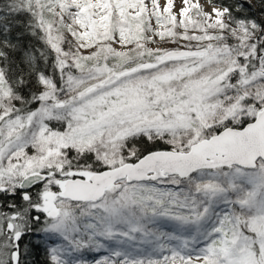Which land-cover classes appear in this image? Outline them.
<instances>
[{
    "label": "snow or ice",
    "instance_id": "1",
    "mask_svg": "<svg viewBox=\"0 0 264 264\" xmlns=\"http://www.w3.org/2000/svg\"><path fill=\"white\" fill-rule=\"evenodd\" d=\"M205 4L0 0V264H264V0Z\"/></svg>",
    "mask_w": 264,
    "mask_h": 264
},
{
    "label": "rangeland",
    "instance_id": "2",
    "mask_svg": "<svg viewBox=\"0 0 264 264\" xmlns=\"http://www.w3.org/2000/svg\"><path fill=\"white\" fill-rule=\"evenodd\" d=\"M200 2L202 4H204L205 6V11H211V8L207 6V4H205V0H200ZM246 2H251V0H246ZM161 5H163L165 3V0H160ZM180 0H176V8L174 9V11H177L180 7ZM152 26L155 28L156 27V23L155 20L153 19L152 21ZM159 38L157 37V40ZM151 47H155L156 45H150ZM160 47H164V48H173L176 47V45L170 44V43H165V42H160L159 44ZM25 238V242H28L32 245H37V246H41L43 248H48L50 246H54L57 243H65L62 240H47L45 241V237L44 234L41 232H38L37 229L33 232H31L30 234L22 237V239ZM25 245V244H24ZM22 248V246H21ZM21 251L23 252V248L21 249ZM29 252L31 253V255L28 257L26 264H40V262L43 263V257L41 256V254L39 252H32L29 250ZM106 253H93V252H88L87 250H85L82 254L81 253H73V255L79 256V255H83V257L89 261H92L94 258L98 259L101 255H105ZM22 259H24V257L22 256ZM46 263L49 264L48 261V257L47 259H45Z\"/></svg>",
    "mask_w": 264,
    "mask_h": 264
},
{
    "label": "trees",
    "instance_id": "3",
    "mask_svg": "<svg viewBox=\"0 0 264 264\" xmlns=\"http://www.w3.org/2000/svg\"><path fill=\"white\" fill-rule=\"evenodd\" d=\"M257 11H258V9H256ZM17 202H19V201H17ZM0 210H4V209H0ZM36 230V225H33V231H35ZM32 231V232H33ZM28 234H30V233H28ZM27 234V235H28ZM25 238H23L22 240H21V246H22V248H23V246H24V244L25 245H27L28 246V249L30 250V251H32V252H39L40 254H41V256L43 257V263L42 262H40V264H47L46 263V261H45V259H47V254H46V249L47 248H43V247H41V246H37V245H32V244H30V243H28V242H25V240H24ZM21 248V249H22Z\"/></svg>",
    "mask_w": 264,
    "mask_h": 264
}]
</instances>
